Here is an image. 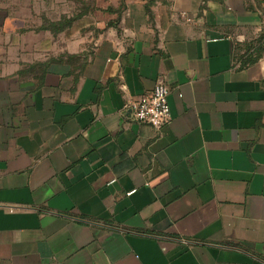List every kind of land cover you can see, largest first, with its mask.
<instances>
[{
	"label": "crops",
	"instance_id": "1",
	"mask_svg": "<svg viewBox=\"0 0 264 264\" xmlns=\"http://www.w3.org/2000/svg\"><path fill=\"white\" fill-rule=\"evenodd\" d=\"M146 5L54 32L0 0V264H264V0Z\"/></svg>",
	"mask_w": 264,
	"mask_h": 264
},
{
	"label": "rangeland",
	"instance_id": "2",
	"mask_svg": "<svg viewBox=\"0 0 264 264\" xmlns=\"http://www.w3.org/2000/svg\"><path fill=\"white\" fill-rule=\"evenodd\" d=\"M48 7H43L45 2ZM127 0H33L35 12L45 15L49 20L42 21V25L49 28L66 29L71 26H82L88 29L90 26L83 22V17L91 22L100 19L104 13H122ZM150 0H147V2ZM45 9V10H44ZM44 11V14L42 12ZM51 20V22H50ZM58 20L57 22H55ZM86 24V25H82Z\"/></svg>",
	"mask_w": 264,
	"mask_h": 264
},
{
	"label": "built area",
	"instance_id": "3",
	"mask_svg": "<svg viewBox=\"0 0 264 264\" xmlns=\"http://www.w3.org/2000/svg\"><path fill=\"white\" fill-rule=\"evenodd\" d=\"M168 94L169 89L165 77L159 75L152 90L129 105L133 121L150 125L156 129L165 127L171 120L167 103Z\"/></svg>",
	"mask_w": 264,
	"mask_h": 264
},
{
	"label": "trees",
	"instance_id": "4",
	"mask_svg": "<svg viewBox=\"0 0 264 264\" xmlns=\"http://www.w3.org/2000/svg\"><path fill=\"white\" fill-rule=\"evenodd\" d=\"M153 1H154V0H150V1L147 2L146 10L148 9V5L151 4ZM51 30L54 31V32H57V31H60V30H62V29L58 30L57 28H55V29L53 30V28H51ZM250 50H251L250 47H246V52H244L243 54H240V55H239V58H240L242 61H244L245 63H246L247 61H249V59H251V58H252V59H256V58L259 56L258 54H256L255 57H252V56H254V51L252 52V51H250ZM249 62H250V61H249ZM245 63H244V64H245Z\"/></svg>",
	"mask_w": 264,
	"mask_h": 264
}]
</instances>
